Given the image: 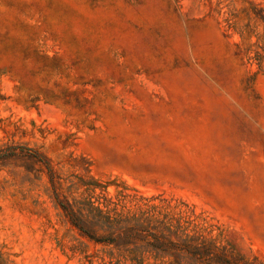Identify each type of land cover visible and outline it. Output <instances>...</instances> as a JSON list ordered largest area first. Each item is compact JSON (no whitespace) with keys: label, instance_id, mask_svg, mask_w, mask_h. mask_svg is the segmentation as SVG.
I'll return each instance as SVG.
<instances>
[{"label":"rangeland","instance_id":"obj_1","mask_svg":"<svg viewBox=\"0 0 264 264\" xmlns=\"http://www.w3.org/2000/svg\"><path fill=\"white\" fill-rule=\"evenodd\" d=\"M9 146L0 264H136L71 222L101 232L92 204L264 264V0H0ZM141 264L209 263L152 249Z\"/></svg>","mask_w":264,"mask_h":264},{"label":"trees","instance_id":"obj_2","mask_svg":"<svg viewBox=\"0 0 264 264\" xmlns=\"http://www.w3.org/2000/svg\"><path fill=\"white\" fill-rule=\"evenodd\" d=\"M21 153L40 161L48 169L51 183H55L52 166L41 152L27 147ZM0 154L1 157L2 155L18 153L16 149L9 146L1 150ZM63 208L67 210L64 205ZM92 208L95 211L96 223L94 224L102 230L101 232L85 230L74 215H70L68 211L67 213H69L71 222L78 226L90 240L117 249L136 264H141L144 260V254L152 249H160L168 255L173 252L184 253L196 262L204 261L212 264L213 260H221L223 264H232L229 259L213 251L216 247L213 239H207L198 232L190 233L188 228L183 229L181 223L175 229L172 228V225L165 224L167 233H162L156 237L151 226L153 217L149 211H141L138 214H113L109 210H104L99 206L95 207L93 204ZM154 242H159V244Z\"/></svg>","mask_w":264,"mask_h":264}]
</instances>
